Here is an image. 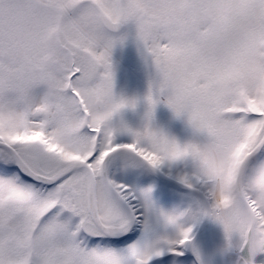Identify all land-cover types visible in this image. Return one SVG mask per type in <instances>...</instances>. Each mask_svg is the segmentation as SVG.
Instances as JSON below:
<instances>
[{"label":"snow or ice","instance_id":"obj_1","mask_svg":"<svg viewBox=\"0 0 264 264\" xmlns=\"http://www.w3.org/2000/svg\"><path fill=\"white\" fill-rule=\"evenodd\" d=\"M246 6L239 17L232 0H0V264H152L182 256L205 216L255 264L264 182L234 189L199 166L196 144L152 126L163 99L205 139L229 123L241 164L264 160V67L233 38L243 27L264 41V0ZM130 22L157 74L140 129L114 120L137 104L114 93L112 53ZM189 158L176 178L195 207L166 212L131 179Z\"/></svg>","mask_w":264,"mask_h":264},{"label":"rangeland","instance_id":"obj_2","mask_svg":"<svg viewBox=\"0 0 264 264\" xmlns=\"http://www.w3.org/2000/svg\"><path fill=\"white\" fill-rule=\"evenodd\" d=\"M129 24H131V22ZM129 24L125 26H128ZM122 46H123V51L128 54V57L130 60V66L133 65V67L136 68V66H138L137 62L139 63L140 61L139 59L140 53L138 51L139 48H137L136 43L135 42L134 43H124L123 42ZM112 64H113L115 84L116 82H118L120 85H117V87L121 88L120 93L117 92L118 90L114 92L115 95L118 98L123 97L128 100L135 99L137 101L136 107L135 108L127 107L125 109L127 112H130L131 109L136 111L135 110L136 108L141 106L144 102H147L146 98L149 92V84L151 81H153L154 78L151 77L149 79V83H147L146 85H143V81H141L142 79L140 75L138 73H135V72H138L137 71L138 69L135 70L134 73H132L134 71V68H133V71H129L127 66L124 65V63L122 62V58H117L112 55ZM142 85H143V88H139L137 91L135 90L136 92L133 91V89H135L136 86L138 88ZM159 105L164 106L165 109L166 107L167 108L169 107L163 101V99L161 100ZM125 109H122V110H125ZM147 110L148 109H146L144 113H141V114L130 113L127 116H125L122 111L114 117V120L116 122L123 120L124 122L128 123L130 127L134 129H140V128H143L144 124L146 123ZM152 125L153 127H156V128H163L171 137L176 138L181 143H184L190 139L203 142V140L205 139V137L202 134L200 135L194 134L192 129H190L186 125L185 121L182 118L177 117L170 107H169V111H159V112L155 111L154 117L152 120ZM131 140H132V137L128 134H118L117 135V142H131ZM193 168H194V163L189 158V160L186 162V165L182 164L179 167L173 168V169H169L167 165H164L162 169L160 170V172L165 176L178 180L176 177L179 171L183 170V171L190 172L193 170ZM131 179L139 187L147 188L151 186L149 183H147L146 179H144L141 184L132 174H131ZM151 197L157 208L163 209L166 212H172L173 210H179L175 205L170 204L164 201L162 198H160L154 192V190H152ZM192 224L193 223H191V225ZM188 226L190 225L188 224ZM160 230L163 231L162 228ZM137 235H139V232L137 233ZM187 247L183 248V250H186ZM194 249L196 250V252L197 251L199 252L200 259L204 264H236L237 259L240 254V253L229 251V245H228V241L226 238L223 225L215 219L211 221V224L209 225L208 228L204 229V232L200 235V238L195 243ZM166 255H167V252H165L164 256ZM248 255L250 256V260H251L252 257L249 252H248ZM159 258H162V257L154 258L152 261V264H158L157 260ZM254 259H255V264H264V252L258 253ZM162 264H171V263H162Z\"/></svg>","mask_w":264,"mask_h":264},{"label":"clouds","instance_id":"obj_3","mask_svg":"<svg viewBox=\"0 0 264 264\" xmlns=\"http://www.w3.org/2000/svg\"><path fill=\"white\" fill-rule=\"evenodd\" d=\"M232 2L235 5L233 8L235 15L244 17L248 14L246 0H232ZM233 38L237 46L255 55L257 67H264V41L256 44L243 27L235 29ZM177 117L182 118L194 134H203L199 125L194 122L190 112L184 111ZM153 129L166 132L163 128L153 127ZM237 141L238 137L231 125L227 122H220L217 124L215 138L210 136L203 142L190 139L182 144L197 145L201 153L198 160L199 166L209 175L219 176L224 181L230 182L234 189L242 190L244 187H249L258 191L260 184L264 182V160L256 164H241L235 154ZM226 145L230 148H226ZM193 159L196 160L195 157ZM250 169L251 171H249ZM224 202L225 204L230 203L231 197L226 198ZM257 242L258 244L264 242V222L257 225Z\"/></svg>","mask_w":264,"mask_h":264},{"label":"trees","instance_id":"obj_4","mask_svg":"<svg viewBox=\"0 0 264 264\" xmlns=\"http://www.w3.org/2000/svg\"><path fill=\"white\" fill-rule=\"evenodd\" d=\"M135 24L131 22V24H129L128 26H126V29L124 32L127 33V39L124 41V43H136L137 48L139 53H140V61L139 63L137 62L138 66L133 67V65L130 67L129 71H134L132 73L135 72V70H137L138 73L141 77V81H143V85H146L147 83H149V79L152 77L154 79H156L157 74H156V70L154 67V64L151 63L150 60L145 58V54L142 51L141 46L137 43L136 38H135ZM123 44V43H122ZM121 43H117V45L115 46V48L113 49V53L112 55L117 57V58H122V62L126 65L127 64V58H126V54L123 51V46ZM149 77V78H148ZM153 79V80H154ZM116 85H120L118 82H116ZM143 85L138 87L136 86L135 89H133L134 92H136L139 88H143ZM150 85V84H149ZM136 90V91H135ZM118 92H121V88H118ZM123 93V92H122ZM146 101V99H145ZM149 105L147 104V102H144L141 106H139L138 108H136L134 111L133 109H131L130 112H127L126 109L125 110H121V112L123 111L124 115L127 116L130 113H135V114H141L144 113V111L146 109H148ZM134 111V112H133ZM155 111H169V107L165 109L164 106L159 105V103L157 104ZM126 118V117H125ZM128 124V123H127ZM161 197L165 198L167 201H171L175 204L178 205V207L180 209H186L189 206L195 207V200L193 198L192 195H189L187 193L181 192L178 188L171 186L167 183H163L162 182V186L159 190L156 191ZM214 218H212L213 220ZM202 220V218L199 220V222H195L196 224H199L200 221Z\"/></svg>","mask_w":264,"mask_h":264},{"label":"water","instance_id":"obj_5","mask_svg":"<svg viewBox=\"0 0 264 264\" xmlns=\"http://www.w3.org/2000/svg\"><path fill=\"white\" fill-rule=\"evenodd\" d=\"M124 29V27L121 29V31ZM154 174H156L157 176H159L161 179L169 182V183H172L173 185H176L177 187L187 191L190 193V190L185 186L183 185L182 183L178 182V181H175L171 178H168L166 177L165 175H163L159 170L158 171H152ZM211 223V217L209 216H205L203 222L201 223L195 237L193 238V240L191 241L190 245H189V248H188V251H187V254L189 255V257L191 259H193L195 261V264H203L200 257L197 256V254L194 252V245L197 241V239L200 237V235L203 233V230L205 228H208L209 225ZM243 258H245V261L247 263V261L250 260V256L248 255V252L247 251H244L242 253H240L239 257H238V260L236 262V264H241L242 261H243Z\"/></svg>","mask_w":264,"mask_h":264},{"label":"bare ground","instance_id":"obj_6","mask_svg":"<svg viewBox=\"0 0 264 264\" xmlns=\"http://www.w3.org/2000/svg\"><path fill=\"white\" fill-rule=\"evenodd\" d=\"M194 252H195V253H197L195 249H194ZM241 264H246V261H245V259H243V261H242V263H241Z\"/></svg>","mask_w":264,"mask_h":264}]
</instances>
